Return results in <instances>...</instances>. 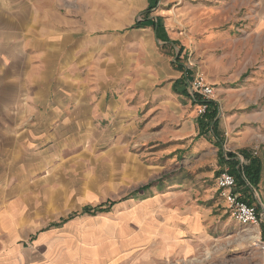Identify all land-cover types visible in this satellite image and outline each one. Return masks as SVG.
<instances>
[{"label": "rangeland", "instance_id": "374dc122", "mask_svg": "<svg viewBox=\"0 0 264 264\" xmlns=\"http://www.w3.org/2000/svg\"><path fill=\"white\" fill-rule=\"evenodd\" d=\"M172 1L163 19L176 42L160 51L173 67L182 63L189 86L196 74L211 85L202 114L191 87L192 101L167 96V83L144 90L135 64L128 72L126 63L114 66L127 78L113 88L86 74L65 84L48 73L47 84L35 85L30 63L44 65L43 51L35 57L12 19H0V207L9 205L29 233L52 235L51 250L68 261L264 264V23L253 15L256 0ZM224 172L235 176L234 194L256 207L257 225L230 216L217 190Z\"/></svg>", "mask_w": 264, "mask_h": 264}, {"label": "crops", "instance_id": "0c3cea01", "mask_svg": "<svg viewBox=\"0 0 264 264\" xmlns=\"http://www.w3.org/2000/svg\"><path fill=\"white\" fill-rule=\"evenodd\" d=\"M172 2L0 0V19H12V32L24 36L21 46L32 48L35 57L38 51H43L44 65L36 60L30 63L29 75L35 85L47 84L48 73L51 78L58 76L65 84L68 80L82 82L86 74L94 76L92 81L113 88L114 82L125 76V71L117 74L114 66L126 63V72L136 65L134 81L144 90L158 82L167 83L164 88L167 96L173 94L192 101L188 72L180 62L175 61L173 67L169 57L160 51L176 42L173 30L163 19L166 10L162 6ZM254 12V17L264 23V0H256ZM180 52L181 48L174 54L175 58ZM37 67H42L43 75H37ZM51 94V90L43 89L42 97ZM8 206L0 207V264H78L68 261V255L51 250L52 235L24 229L28 223L12 216ZM26 239L32 241L27 247ZM93 262L98 264V260Z\"/></svg>", "mask_w": 264, "mask_h": 264}, {"label": "built area", "instance_id": "2783aa9c", "mask_svg": "<svg viewBox=\"0 0 264 264\" xmlns=\"http://www.w3.org/2000/svg\"><path fill=\"white\" fill-rule=\"evenodd\" d=\"M191 91L197 93L199 103L198 112L202 114L206 109V101L213 95V88L204 81L200 74H196L191 80ZM235 176L229 172L222 173L217 178V190L219 195L225 200L230 211V216L236 221L248 225H257L259 214L254 205L247 204L240 200L233 192L235 187Z\"/></svg>", "mask_w": 264, "mask_h": 264}, {"label": "trees", "instance_id": "16d2710c", "mask_svg": "<svg viewBox=\"0 0 264 264\" xmlns=\"http://www.w3.org/2000/svg\"><path fill=\"white\" fill-rule=\"evenodd\" d=\"M213 111V110H212ZM212 111H210V112H206L204 115H205V118H208V119H213L214 118V114H213V112ZM203 115V116H204ZM199 120H201V118L200 119H198V121ZM211 129V128H210ZM230 156H233L232 154H229ZM246 171H247V173H253L252 171H254V165L253 164H251V166H249V167H246ZM254 173H256V172H254Z\"/></svg>", "mask_w": 264, "mask_h": 264}]
</instances>
